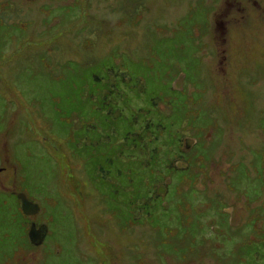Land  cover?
Returning <instances> with one entry per match:
<instances>
[{"label":"rangeland","instance_id":"1","mask_svg":"<svg viewBox=\"0 0 264 264\" xmlns=\"http://www.w3.org/2000/svg\"><path fill=\"white\" fill-rule=\"evenodd\" d=\"M185 111L172 161L131 147ZM263 117L264 0H0V264H264Z\"/></svg>","mask_w":264,"mask_h":264},{"label":"trees","instance_id":"2","mask_svg":"<svg viewBox=\"0 0 264 264\" xmlns=\"http://www.w3.org/2000/svg\"><path fill=\"white\" fill-rule=\"evenodd\" d=\"M180 95V94H179ZM181 96H185V95H183L182 94V92H181ZM180 109V108H179ZM189 111H185V113L184 114H182V113H176L175 115L173 114V116L171 117L172 119H173V124H161V122H155V121H153L152 122V120L151 121H146L148 124H146V125H143V126H141V128H143L144 126H146L145 127V132H143V131H139V132H137V133H134L133 134V138H134V142H133V144L131 145V147L135 150L137 147H139V149L138 150H141V152H143V151H146L148 154H152V157H154V159H155V161H156V164L155 165H159L161 162H160V160H161V158L163 157V156H166L167 158L168 157H170L169 155H173V150H179L180 151V153L182 152V144H183V141H182V134H181V130H182V128L185 130V131H188V130H190V128H189V126L187 127V120H185V116H186V114L188 113ZM148 115H150V113H148V112H146L145 114H144V119L148 116ZM196 117H198V115L196 114ZM264 117L262 118V122H263V125H264ZM186 121V122H185ZM184 122L186 123V124H184ZM177 124V125H176ZM184 124V125H183ZM153 126V127H155V131L156 132H154V131H151V127H149V126ZM173 125H176L175 126V130H173V128H170V126H173ZM116 126H117V124H116ZM159 126H161V128H159V132L157 131V127H159ZM166 126V127H165ZM187 127V129H185ZM103 128V130L104 131H107V130H109V128H104V127H102ZM147 128H149V131H148V134L150 135H147ZM166 128H168L167 129V131L171 134V137L170 138H167L166 139V142H165V144H166V146H165V153H162L161 151H162V147H163V145L162 146H160V143H155L154 142V140H153V142H152V144H155V148H154V151L152 152V153H150V150H151V145H149V143H151L150 141L153 139V138H155L156 136H157V134L159 135L160 133H163L164 131H166ZM117 129H118V126H117ZM73 133V132H72ZM105 133V132H104ZM74 134V133H73ZM152 134H154V136H152ZM157 138V137H156ZM80 140V139H79ZM80 141H82V140H80ZM94 141H97L98 143H96V144H92V146L90 145V146H88V143H84L83 144V142L79 145V142L78 143H76L75 144V148H77L78 149V151L79 152H82V153H84L88 148H91L92 149V152H93V155L95 156V153H97V152H102L103 154H102V156H106V155H111L110 153H109V149H110V143H105L108 147L106 148V146L104 145V143H103V141L102 142H100V140L99 139H96L95 138V140ZM144 149V150H143ZM137 150V149H136ZM130 153V155L129 156H132V155H135L134 153H131V152H129ZM196 153H198V154H200V156H201V159L203 160H201V163L202 162H204V160H206V158H205V155L203 154V152L202 151H199V150H197L196 151ZM123 154H124V151H123ZM108 156V158H106V161L105 162H107V163H110V164H112L113 165V162H112V159H110V157ZM96 157V156H95ZM151 157V156H150ZM195 157V156H194ZM198 155L196 156V158L198 159ZM179 158H182V159H184V157L183 156H179ZM178 158V159H179ZM196 158H194L193 160H194V164L197 162V160H196ZM200 158V157H199ZM142 159V161L140 162L141 164H144L145 165V167H149L150 165H151V158H141ZM170 159H171V161L173 160V157H170ZM177 159V160H178ZM126 160H127V157H126ZM191 160H192V158H189L188 160H187V164L189 163L190 164V162H191ZM170 161V163L172 164V165H174L173 164V162H171ZM177 164V163H176ZM193 165V164H192ZM103 166V167H102ZM98 166H95L94 168H97ZM99 170H102V172H103V177H96L97 179H100L101 178V180L103 181V182H105V181H108V179L107 178H109V177H107V176H109L110 174H111V168L109 169V168H107V167H105V165L104 164H102V165H99ZM117 169H115V172H114V174H115V176H120V171L118 170V171H116ZM189 171H190V168L188 169ZM174 172V170H172V172L171 173H173ZM88 173V172H87ZM183 175H185L184 173L182 174V176ZM106 178H105V177ZM113 179V178H112ZM112 179L110 180V184H109V186L110 185H112L113 184V182H112ZM146 179H148V177L147 176H144L142 179H141V183H139L140 184V188H139V190H136L135 188H132V186L130 185V184H128L127 186H124L123 188H122V193H123V195H124V193L125 192H130L131 194L133 193V195H131V199H129V198H127V197H125V196H122V197H125V199H126V204H130L132 207H129L128 208V210L129 211H132L133 210V208H135V210H137V209H139L141 212H140V214H138L137 215V217H144V220H141L140 219V221H143V224L145 223V219L147 218V216H144L146 213H147V210L146 209H143L142 208V206L139 204L140 202H139V200H141L142 198H143V196H141L140 194H141V190L140 189H142V188H144V186L142 185V183L144 182L143 180H146ZM157 180H160V179H157ZM184 181V180H183ZM119 183H120V181H119V179H118V182L116 183V186L117 187H119ZM119 197H121V196H119ZM133 199V200H132ZM57 200V199H56ZM57 204V203H56ZM116 209V208H115ZM115 209H112L113 211V213H111V214H113L114 215V213H117V210H115ZM143 209V210H142ZM135 210H133V217L134 218H136L135 216H136V214H135ZM150 214V213H149Z\"/></svg>","mask_w":264,"mask_h":264},{"label":"water","instance_id":"3","mask_svg":"<svg viewBox=\"0 0 264 264\" xmlns=\"http://www.w3.org/2000/svg\"><path fill=\"white\" fill-rule=\"evenodd\" d=\"M189 140L191 141L193 139L187 138L186 139L187 145L190 142ZM0 164H1V157H0ZM18 196L21 199V206L26 214L34 215L37 214L41 209V205L36 201L30 200L25 192L20 191L18 193ZM47 232H48V226L46 223H42L39 226H36V223L33 221L29 228L28 236L33 244L39 245L43 242Z\"/></svg>","mask_w":264,"mask_h":264},{"label":"flooded vegetation","instance_id":"4","mask_svg":"<svg viewBox=\"0 0 264 264\" xmlns=\"http://www.w3.org/2000/svg\"><path fill=\"white\" fill-rule=\"evenodd\" d=\"M197 140V139H196ZM186 146H187V144H186ZM200 151H201V149H200ZM203 153H205V151H202ZM0 157H1V155H0ZM3 160H2V157H1V164H0V172H2L4 169H6V167H4L3 165ZM1 180V179H0ZM1 182L3 183L4 181L3 180H1ZM7 187V186H6ZM9 188V187H8ZM3 189V191L4 192H7V193H13V194H15L16 196H17V198L19 199V201H20V203H21V199H20V197L18 196V193L20 192V190L19 191H17L16 193H14V190H9V189ZM2 190V189H1ZM22 191V190H21ZM23 211V210H22ZM33 222V221H32ZM35 223H36V225L37 226H39L40 224H42V223H37L36 221H34ZM27 238H28V240L30 241V243L32 244V245H35V244H33L32 242H31V240L29 239V236H28V233H27Z\"/></svg>","mask_w":264,"mask_h":264}]
</instances>
